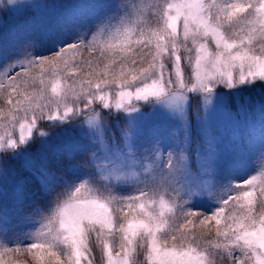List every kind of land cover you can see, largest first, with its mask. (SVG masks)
<instances>
[{
	"label": "snow or ice",
	"instance_id": "1",
	"mask_svg": "<svg viewBox=\"0 0 264 264\" xmlns=\"http://www.w3.org/2000/svg\"><path fill=\"white\" fill-rule=\"evenodd\" d=\"M34 8L0 35V173L23 159L40 200L25 215L31 197L0 189V264H264V0H0L4 17ZM218 114L241 131L258 116L230 161ZM50 136L83 165L50 159Z\"/></svg>",
	"mask_w": 264,
	"mask_h": 264
},
{
	"label": "rangeland",
	"instance_id": "2",
	"mask_svg": "<svg viewBox=\"0 0 264 264\" xmlns=\"http://www.w3.org/2000/svg\"><path fill=\"white\" fill-rule=\"evenodd\" d=\"M25 3L31 4H70V3H80V2H96V3H103L107 2V0H24ZM47 10L45 9H31L29 10L28 15L16 14V15H9L4 17L0 15V35L6 32H12L18 27H23L26 24H30L32 21L30 20L31 15L40 16L45 13ZM60 11V10H57ZM181 27L178 24V29ZM188 72L186 71V75ZM252 100L254 103H257L261 100V96L258 92L252 93ZM198 97L193 99V111L195 109L196 101ZM151 106L145 105L142 110L144 112H149ZM148 128L151 130L158 131V134L161 136H168L172 131V126L170 122L166 121L164 118H153L151 121L148 122ZM51 132H59V129L50 130ZM207 132L216 138L218 141V148L223 154L226 160H232L237 149L240 148L242 145L247 144V140L249 136H253L258 139L259 137V122L258 116L253 126L248 127L247 129L241 131L235 129L233 125L227 121L222 114H218L215 119L211 122ZM204 136V132L201 131L200 135L197 136L195 130V120L193 119V145L195 146L196 143L202 142V138ZM74 142L70 137H62L58 138L55 136L49 137V144L50 147L46 149V152L49 155L60 154V152H67L64 150V145L68 143ZM37 144H33L30 148V152L35 157L37 154ZM60 149V151H57ZM79 152V151H73ZM68 153V152H67ZM66 153V154H67ZM13 169L15 171V175L12 174L10 171L5 180V177L2 173H0V189L7 187L8 198H9V205L11 206V202L15 193V189L19 186L22 189L24 188L25 178L26 175L32 174V172L25 167L23 159L19 161L12 162ZM86 171V170H85ZM24 190V189H23ZM19 220L13 217L12 225L17 228L19 225ZM116 249L114 248V251ZM97 258H99V252H97ZM143 259V256L140 257Z\"/></svg>",
	"mask_w": 264,
	"mask_h": 264
},
{
	"label": "trees",
	"instance_id": "3",
	"mask_svg": "<svg viewBox=\"0 0 264 264\" xmlns=\"http://www.w3.org/2000/svg\"><path fill=\"white\" fill-rule=\"evenodd\" d=\"M150 16V14H149ZM67 153V152H66ZM64 151L60 152V154H55L49 155V158H57L61 161V165L64 169H67L71 167L72 165H83L85 155L80 153V152H72L71 155L68 153L66 154ZM87 171V169H82V171ZM65 175H68L70 177V173L65 171ZM23 193L26 197H31V199H26L25 200V215H31L30 208L34 207L35 205L32 203L33 200H36L39 202L40 200V185L39 182L36 180L35 176L33 174L26 175L25 178V183H24V188H23ZM131 192V189H129V192H122L119 193L121 195H127ZM203 209H201L202 211ZM20 223V221H19ZM33 227H38V225L34 226H28V227H23L21 224L17 226V231H29L32 230ZM16 262H20V264H34V262L31 260V257L27 253H20V254H15L12 257V264H16ZM227 264V262H226Z\"/></svg>",
	"mask_w": 264,
	"mask_h": 264
}]
</instances>
